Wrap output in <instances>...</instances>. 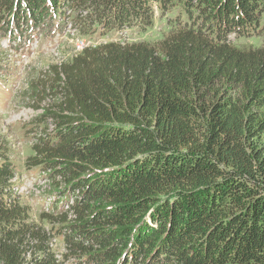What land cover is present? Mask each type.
Segmentation results:
<instances>
[{"label": "trees", "instance_id": "16d2710c", "mask_svg": "<svg viewBox=\"0 0 264 264\" xmlns=\"http://www.w3.org/2000/svg\"><path fill=\"white\" fill-rule=\"evenodd\" d=\"M65 11L81 36L119 35L54 68L56 128L27 159L58 192L46 216L65 259L264 264V0H0V39L46 22L52 34ZM158 17L170 31L159 43L123 37ZM5 148L0 264H64L11 193Z\"/></svg>", "mask_w": 264, "mask_h": 264}, {"label": "rangeland", "instance_id": "374dc122", "mask_svg": "<svg viewBox=\"0 0 264 264\" xmlns=\"http://www.w3.org/2000/svg\"><path fill=\"white\" fill-rule=\"evenodd\" d=\"M74 17V13L63 12L55 19V31L52 34L46 33L49 23L46 22L44 32L19 35L13 29L7 38L0 39V140L1 147H6L4 159L14 166L15 175L11 185L17 189L15 196L28 212L29 225L45 236L51 254L64 264H77V259H65L67 249L62 226L49 222L46 216L56 219L57 214L53 213L54 207L58 208V192L46 179L48 174H42L40 168H29L27 159L34 155L36 135L53 134L56 128L54 120L48 116V111L58 104L56 96L48 95L54 68L81 53L77 51V44L84 42L90 45L89 42L97 41L95 37L88 39L79 35ZM61 26H65L62 32ZM22 30H26L25 26ZM169 32L166 19L158 17L149 31L137 32L132 28L125 35L129 41L156 44ZM110 39L118 40L119 35L112 34ZM235 44L242 48H258L261 39ZM75 220L76 216L70 215V224H74ZM33 256L32 252L28 253L29 262Z\"/></svg>", "mask_w": 264, "mask_h": 264}, {"label": "built area", "instance_id": "2783aa9c", "mask_svg": "<svg viewBox=\"0 0 264 264\" xmlns=\"http://www.w3.org/2000/svg\"><path fill=\"white\" fill-rule=\"evenodd\" d=\"M124 38H126L127 36L126 35H123ZM108 41H117V40H111L110 37H105V38H102L100 40H97L95 43H92V42H89L90 45H87L85 44L84 42H81L79 44H77V51H83L85 50L86 48H89V47H96L97 45L101 44V43H105V42H108ZM14 195H16L17 193V189L13 188V191ZM11 192V193H12ZM67 207V206H66ZM65 207V208H66ZM68 209V207H67ZM68 211V210H66Z\"/></svg>", "mask_w": 264, "mask_h": 264}]
</instances>
